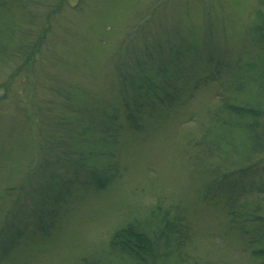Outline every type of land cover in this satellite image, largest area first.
Returning a JSON list of instances; mask_svg holds the SVG:
<instances>
[{
	"label": "rangeland",
	"instance_id": "rangeland-1",
	"mask_svg": "<svg viewBox=\"0 0 264 264\" xmlns=\"http://www.w3.org/2000/svg\"><path fill=\"white\" fill-rule=\"evenodd\" d=\"M13 1L17 7L10 16L16 25L5 46L9 56L0 64V235L25 232L16 238L10 235L13 248L0 236V264H82L84 256L105 249L125 222L143 218L158 205L179 211L188 225L184 224L177 253L184 258L173 262V252L164 264H264V255L253 253L264 249V191L255 190L264 182V152L253 153L254 167L238 177L248 203L246 213L259 217L246 219L247 234L241 229L226 232L224 213L201 201L202 185L212 175L196 167L198 151L210 142L209 138L201 147L196 144L209 122L206 109L217 106L229 76L238 75L248 63L254 68L245 69V77L263 71L264 0H22L24 5ZM146 15L145 37L153 33L171 49L186 47L180 70L199 74L200 87L173 109L170 120L149 133L130 130L124 121L115 154L121 168L118 176L102 189L95 188L88 176L77 178L70 197L51 207L59 216L55 227L33 236L38 224L31 215L29 194H23L17 206L14 201L21 185L28 190L30 183L42 178L37 173L42 159L56 154L45 143L44 119L54 107H72L74 101L121 110L124 96L131 93L120 88L114 62L125 56L128 30ZM216 64L219 74H214ZM249 86L236 91L238 102H251L260 85H252L253 92ZM42 102H50L48 108L42 110ZM262 108L264 113V97ZM124 116L121 111L120 123ZM57 134L62 135L61 130ZM202 157L205 163L220 162L218 157L206 159L204 153ZM229 162L224 160L221 166ZM52 167L58 177H73L70 164ZM161 259L157 257L155 264ZM107 263L133 264L113 258Z\"/></svg>",
	"mask_w": 264,
	"mask_h": 264
},
{
	"label": "trees",
	"instance_id": "trees-1",
	"mask_svg": "<svg viewBox=\"0 0 264 264\" xmlns=\"http://www.w3.org/2000/svg\"><path fill=\"white\" fill-rule=\"evenodd\" d=\"M15 1L22 2V0ZM14 3L13 0H0L1 65L9 56L6 47L10 44L16 25L10 16L12 9L17 7ZM20 4L24 5V2ZM148 24L149 18L146 15L131 26L125 36V41L130 39L125 42V56L117 58L114 62L120 88H125L131 93L129 98L124 96L123 104L120 106L121 110L106 104L80 106L77 101H74L72 107L64 106L61 109L54 107L51 116L44 119L48 125L44 140L46 145H51L49 150L55 151L56 158L50 156L48 159H42L37 172L42 178L35 183H30L28 190L25 184L21 185V188L17 189L18 196L14 201L17 206L23 201L22 195L29 194L26 197L31 203V215L37 221L38 230L26 232L27 234L33 232V236H36L39 231L49 232L55 227L59 216L55 211L53 212L55 208L51 207L56 206L61 200L63 203L70 197L71 185L77 178L88 176L95 188L102 189L110 185L111 181L118 176L121 168L115 162V154H117V146L120 143V128L125 125L124 121H128L127 125L130 130H139L143 134L149 133L160 124L170 120L174 116L173 109L184 105V99L200 87L199 74L186 72L185 69L180 70L186 53H188L185 52L186 47L171 49L170 46L162 43V38L153 33H151L152 36L146 38L145 31L149 30ZM262 24H264L263 21ZM255 26L258 29V26ZM167 42L170 44L169 41ZM32 63H34V58H32ZM218 64L215 65L214 74L220 72ZM252 67L254 68L251 63L241 66L238 75L229 76L228 81L226 80L227 85L223 86L224 90L218 93L220 100L217 106L206 109L209 122L206 124V131L196 143L200 146L202 143L209 142L210 138V142L203 146L201 152L198 151L200 158L196 165L198 172L206 171L212 175L202 185L201 201L224 213L225 231L235 232V234L236 229H241V233L247 234L249 230L244 229L243 226L251 215L246 213L248 203L243 197L246 195L242 191L244 187L240 182L242 179L239 181L238 177H243L246 171L254 167H251L254 164L253 153L264 152L262 108L264 68L263 71H257L255 76L245 77L243 71L252 70ZM179 70L181 73L178 72ZM239 75L240 83H237ZM256 82L260 86L253 93L251 102H238L236 91L242 92L248 85H256ZM251 86L248 90L253 92ZM48 104L50 102H42V110L48 108ZM43 105L47 106L43 107ZM50 108L49 106V110ZM121 111L125 112L122 123L118 121ZM59 130L62 135L57 134ZM96 146L100 148H92ZM203 153L206 159L211 160V158L218 157L220 162H203ZM234 155H237L236 158H240V161L237 159L235 161ZM221 159L230 160V162L222 167ZM100 161H113V163L104 165ZM58 164L73 166V177H58L55 168L52 167ZM235 174L239 175L236 176V180H234ZM228 182L230 186L227 189L221 188ZM263 185V181L255 185V190L264 191ZM250 187L254 188L253 185ZM172 210V207L166 209L158 205L146 212L143 218L125 222L112 234L105 249L93 254L94 256H84L81 260L82 264H105L104 262L108 264L111 258L116 263L123 260L133 264H155L157 257H162L161 264H164L163 259L172 257L173 252H175V258L172 261L178 263L181 258H184L177 257V253L181 251L180 241L182 239L180 237L184 233V224L188 225L185 223L187 219L179 211L173 212ZM46 217L49 218L46 220ZM249 218L250 221L259 219L255 215ZM22 233L10 231V235H14L15 238ZM10 235L1 234L0 236L3 238L2 243L6 241L7 245L13 244V248L14 236ZM160 247L163 251H160ZM253 253L264 255V249H254Z\"/></svg>",
	"mask_w": 264,
	"mask_h": 264
}]
</instances>
